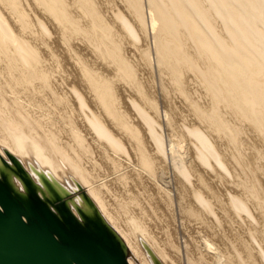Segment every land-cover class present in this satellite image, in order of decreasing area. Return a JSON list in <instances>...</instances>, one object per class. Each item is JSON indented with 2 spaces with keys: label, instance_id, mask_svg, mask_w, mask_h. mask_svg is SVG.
Listing matches in <instances>:
<instances>
[{
  "label": "bare ground",
  "instance_id": "obj_1",
  "mask_svg": "<svg viewBox=\"0 0 264 264\" xmlns=\"http://www.w3.org/2000/svg\"><path fill=\"white\" fill-rule=\"evenodd\" d=\"M5 151L130 264H264V0H0Z\"/></svg>",
  "mask_w": 264,
  "mask_h": 264
},
{
  "label": "water",
  "instance_id": "obj_2",
  "mask_svg": "<svg viewBox=\"0 0 264 264\" xmlns=\"http://www.w3.org/2000/svg\"><path fill=\"white\" fill-rule=\"evenodd\" d=\"M0 155V264H130V251L76 183L78 194L20 159ZM153 264H162L145 246Z\"/></svg>",
  "mask_w": 264,
  "mask_h": 264
},
{
  "label": "rangeland",
  "instance_id": "obj_3",
  "mask_svg": "<svg viewBox=\"0 0 264 264\" xmlns=\"http://www.w3.org/2000/svg\"><path fill=\"white\" fill-rule=\"evenodd\" d=\"M51 30V29H50ZM51 32H52V30H51ZM129 57H130V59H132V60H134V58L135 57H133V56H131V55H129ZM144 77V76H143ZM194 90H197V88H195ZM200 90V89H199ZM199 90L197 91L198 93H199ZM200 93H201V91H200ZM199 93V96H204V93L202 92L201 94ZM198 95V94H197ZM201 98V97H200ZM204 101V98L203 99H201V101ZM174 101L177 103V106H179L180 104H179V102H178V99L176 100V98H174ZM179 104V105H178ZM248 137L250 138V136H249V134H248ZM246 138H247V135H246ZM249 138H247L248 140H249ZM247 152H248V150H247Z\"/></svg>",
  "mask_w": 264,
  "mask_h": 264
}]
</instances>
